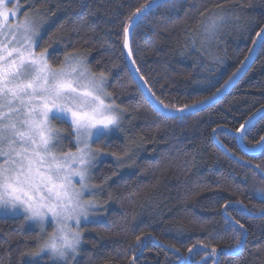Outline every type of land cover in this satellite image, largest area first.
Returning a JSON list of instances; mask_svg holds the SVG:
<instances>
[{"label":"trees","instance_id":"1","mask_svg":"<svg viewBox=\"0 0 264 264\" xmlns=\"http://www.w3.org/2000/svg\"><path fill=\"white\" fill-rule=\"evenodd\" d=\"M14 2L21 5L16 22L26 14L50 17L36 51L55 40L52 67L61 65L65 53L85 56L93 73L107 77L115 103L127 109L121 128L93 144L109 154L128 155L124 166L111 155L98 158L92 182L99 208L81 223L82 241L68 264H133L134 256L135 264H181L174 249L187 257L198 242L208 249L197 251L192 264L201 257L203 264H264V215L258 214L264 209V154L249 155L234 136L264 109V48L222 100L175 118L148 102L127 64L128 17L149 0H14L8 6ZM222 12L225 22L214 36L207 35L205 26ZM261 27L264 0L170 1L138 23L132 56L156 98L180 110L225 86L246 62ZM54 122L71 145L70 125ZM261 136L264 115L248 128L244 143L254 148ZM229 202L232 220L223 210ZM241 205L253 214H244ZM234 221L243 225L245 237ZM149 233L155 239H148L140 254L136 238ZM39 235L24 217L0 216V264H59L46 254H28ZM238 239L244 241L239 250ZM213 247L217 257L209 255Z\"/></svg>","mask_w":264,"mask_h":264},{"label":"snow or ice","instance_id":"2","mask_svg":"<svg viewBox=\"0 0 264 264\" xmlns=\"http://www.w3.org/2000/svg\"><path fill=\"white\" fill-rule=\"evenodd\" d=\"M163 2L167 0H149L128 17L124 29L125 48L128 47L129 29ZM11 3L12 0H0V207H4L7 197L14 203L20 202L34 215L43 216L50 212L54 217H65L84 212V221H87L90 215H95L93 210L99 208L94 200L85 198L86 193L91 195L97 190V186L91 183V169L96 166L97 159L111 155L120 166H124L123 161L128 155L127 152L123 156L109 154L93 148L92 144L107 136L112 129H120L127 109L117 105L113 94L107 91V77L91 72L79 54L65 53L61 65L52 67L49 58L57 51L54 47L56 41L52 40L48 47L36 51L42 39L41 29L50 17L26 14L23 20L10 24L8 21L17 17L21 10L19 3L9 7ZM225 20L222 12L209 21L205 33L214 36ZM255 35L253 45L264 48V27ZM254 50L250 48L249 53ZM127 55H132L131 49ZM249 58L245 57V60ZM135 71L139 72V68ZM239 71L233 73L225 85L238 79ZM140 79L147 84L143 77ZM146 99L149 103L155 100L163 105L151 89ZM163 107L167 109L166 105ZM192 107L195 109V105ZM54 119L70 125L76 151L58 152L63 134L52 125ZM247 125L248 121H245L235 130L241 141L248 130ZM256 147L264 154V136L256 142ZM244 148L248 150L247 145ZM85 207L89 211H84ZM229 207H232L230 202L223 206V210L227 219L232 220L227 211ZM241 211L253 214L243 205ZM258 214L264 215V209ZM24 218L29 221L27 215ZM236 225L239 221H234L233 226ZM77 226H81L79 220ZM239 228L240 236L245 237L243 225ZM150 238L155 239L150 233L144 234L143 239L136 238L134 247L138 253L142 254L145 242ZM243 242V239L237 240V250ZM207 249V244L198 242L188 248L187 257L181 256L178 249H174V254L181 264H192V256ZM209 255L217 257L219 253L213 247ZM135 259L134 256L133 264ZM204 260L205 257H201L197 264H203Z\"/></svg>","mask_w":264,"mask_h":264},{"label":"clouds","instance_id":"3","mask_svg":"<svg viewBox=\"0 0 264 264\" xmlns=\"http://www.w3.org/2000/svg\"><path fill=\"white\" fill-rule=\"evenodd\" d=\"M4 207L9 210L19 208L29 217V221L34 223L40 235L37 237V247L32 252V256L47 255L59 264H68L69 259L78 253L82 233L77 226V221L85 219L84 212L71 214L65 217H54L52 213H45L43 216L34 215L20 202H12L5 198ZM84 211H89L85 207ZM51 223V227L48 225Z\"/></svg>","mask_w":264,"mask_h":264},{"label":"water","instance_id":"4","mask_svg":"<svg viewBox=\"0 0 264 264\" xmlns=\"http://www.w3.org/2000/svg\"><path fill=\"white\" fill-rule=\"evenodd\" d=\"M170 1H175V0H167V2ZM167 2H163L160 3L158 6L154 7L149 13H151L153 10H155L157 7H159L160 5L167 3ZM148 13V14H149ZM146 17V16H145ZM144 17V18H145ZM143 18V19H144ZM142 19V20H143ZM138 25V24H137ZM136 25V26H137ZM136 26L134 28H130L129 29V34L127 36V41H128V47L125 48V52H126V58H127V64L129 67V70L133 76V79L135 80V82L137 83V85L139 86L140 90L143 92L145 97H148L149 95V87L147 84H145L143 82V80L140 79V77H142L140 75L139 72H136L135 70L137 69L135 63H133L134 59L133 56H128L127 53L129 51V49H131V43H132V36H133V31L136 28ZM255 50L252 51L249 55V59L243 64V66L239 69V74H238V79H234L232 81H230L227 85H225L219 92H217L213 97H211L210 99L195 105V109H193V107H187L184 108L183 111L180 110H173V109H165L163 106L159 103H157L155 100L151 103L158 111L160 114L162 115H166V116H171V117H182V116H187L189 114L195 113V112H199L202 109L209 107L217 102H219L220 100H222L239 82L240 80L245 76V74L249 71V69L251 68V66L253 65L258 53L260 52L261 48L258 46H254ZM132 52V50H131ZM250 65V66H249ZM264 115V109L259 111L257 114H255L254 116H252L249 120H248V125L247 128H249L253 123H255L260 117H262ZM234 136L237 138L239 146L241 147L242 150H244L246 153H248L249 155H258L261 153V151L257 148H248V150H245L244 148V140L241 141L240 139V135L239 133H234ZM216 139V137H215ZM217 142V140H216ZM221 148L222 145L219 144Z\"/></svg>","mask_w":264,"mask_h":264},{"label":"rangeland","instance_id":"5","mask_svg":"<svg viewBox=\"0 0 264 264\" xmlns=\"http://www.w3.org/2000/svg\"><path fill=\"white\" fill-rule=\"evenodd\" d=\"M14 0H12V2H13ZM14 4L16 5V3L14 2ZM17 18H18V16L17 17H14V18H12V19H15V20H12V19H10L8 22L10 23V24H15V23H17L16 22V20H17ZM81 57H83L84 59H86L85 58V56H82V55H80ZM50 63V62H49ZM86 65H87V67L89 68V66H88V64L86 63ZM90 69V68H89ZM91 71V70H90ZM92 72V71H91ZM107 88V87H106ZM52 125L55 127V128H58V129H60L59 128V126H56V124H55V122H54V120H52ZM61 130V129H60ZM115 130L116 129H112L110 132H108V134L107 135H111L113 132H115ZM61 132H62V137H61V140H62V143L61 144H59L58 146H57V150H58V152H68V151H72V152H74V151H76V150H74V149H70V147H71V145H74L75 147H76V145L73 143V140H74V138L72 139V144L71 145H69V143H68V139H69V136L66 134V132H64L63 133V131L61 130ZM103 137V136H102ZM98 140V139H97ZM96 141V140H95ZM94 141V142H95ZM94 142H93V144H94ZM93 144H92V147L94 148V146H93ZM74 150V151H73ZM98 164V159H97V162H96V165ZM96 167V166H95ZM94 167V168H95ZM94 168L93 169H91V173L93 174V171H94ZM91 183L93 184V182H92V180H91ZM77 186H78V183H77ZM85 198L86 199H92V200H94L95 202H96V191L94 192V193H92L91 195H89L88 193H86L85 194ZM93 212H95V209L93 210ZM0 216L1 217H8V218H17V217H25V214L19 209V208H17V209H15L14 211L13 210H9L7 207H0ZM93 217V215H90V217H89V219H91ZM88 219V220H89ZM87 220V221H88ZM84 221V220H83ZM82 221V222H83ZM28 222H31V221H28ZM81 222V223H82ZM32 223V222H31ZM33 225H35L34 223H32ZM36 226V225H35ZM48 227L50 228L51 227V223H49V225H48ZM79 230H80V228H79Z\"/></svg>","mask_w":264,"mask_h":264}]
</instances>
